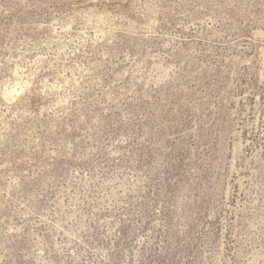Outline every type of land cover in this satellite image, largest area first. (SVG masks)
<instances>
[{"label": "rangeland", "instance_id": "1", "mask_svg": "<svg viewBox=\"0 0 264 264\" xmlns=\"http://www.w3.org/2000/svg\"><path fill=\"white\" fill-rule=\"evenodd\" d=\"M0 264H264V0H0Z\"/></svg>", "mask_w": 264, "mask_h": 264}, {"label": "bare ground", "instance_id": "2", "mask_svg": "<svg viewBox=\"0 0 264 264\" xmlns=\"http://www.w3.org/2000/svg\"><path fill=\"white\" fill-rule=\"evenodd\" d=\"M18 76H20V75H18ZM66 82V81H65ZM26 83H24V85H25ZM65 85V84H64ZM19 86H20V84H18L17 86H15V88L14 89H11L10 90V92L9 93H7L8 95L7 96H5V97H15L17 94H19V90H20V88H19ZM25 87H27L26 85H25ZM22 89V88H21ZM23 90V89H22ZM24 92V91H23ZM6 94V93H5ZM17 99V98H16ZM13 100H15V99H13Z\"/></svg>", "mask_w": 264, "mask_h": 264}]
</instances>
